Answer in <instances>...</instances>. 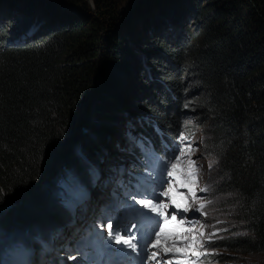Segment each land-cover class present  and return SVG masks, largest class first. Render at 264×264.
Wrapping results in <instances>:
<instances>
[{
	"label": "trees",
	"instance_id": "trees-1",
	"mask_svg": "<svg viewBox=\"0 0 264 264\" xmlns=\"http://www.w3.org/2000/svg\"><path fill=\"white\" fill-rule=\"evenodd\" d=\"M135 3L122 12L112 0H95V12L31 16L28 37L30 25L15 26L25 14L8 15L1 4L0 232L11 236L0 243V263L18 264L73 220L69 196L93 189L91 166L112 151L115 140L106 139L128 113L148 150L130 151L129 189L153 185V174L164 178L180 138L196 135L186 126L191 114L206 132L204 154L218 159L197 213L216 206L227 220L209 223L204 248L225 254L207 261L264 257V0ZM132 16L141 24L137 54L128 42ZM151 152L158 163L149 165Z\"/></svg>",
	"mask_w": 264,
	"mask_h": 264
},
{
	"label": "rangeland",
	"instance_id": "rangeland-1",
	"mask_svg": "<svg viewBox=\"0 0 264 264\" xmlns=\"http://www.w3.org/2000/svg\"><path fill=\"white\" fill-rule=\"evenodd\" d=\"M51 1H54L56 4L51 5L48 0L47 1H44V0H12V3H10L9 5H6L3 2V0H0V6L2 4L4 6L6 5L8 7V9H7L8 15L12 14L13 16H18L21 14H25L24 17L21 18V21H16V22H18L19 25L17 24L15 26H21V27H23L24 25L25 26L30 25V23H31L30 20H32L30 18L31 16L33 17L34 21H38V19H41L44 17L51 18V17H58L59 16V18H60V17H63L62 14L80 13L82 10H83V12L84 11L95 12V10H94V5H95L94 1L95 0H75L77 2L76 6L70 5V3H67L66 0H51ZM112 1H113V4L118 5L119 10H121L122 12H126L128 9H133V7L136 4L135 3L136 0H132L128 4L124 3L122 0H112ZM30 9H33V12H28V10H30ZM43 12H45V14L43 16H39ZM145 13L146 12L144 11V14ZM12 18L16 20V17H12ZM156 20H161V19L156 18ZM167 21H168V17H166L163 20L164 23ZM128 23L129 24L130 23H133V24L136 23L137 24L134 26V31L132 32L131 35H129L130 39L128 40L131 51H133L137 54L139 52V50L137 49L138 48L137 45H138L139 41H142V40H140V37L138 36V35H141V32H139L140 34L137 33V30H138L139 26L141 25L140 19H139V17L134 18L132 16V18L130 17ZM154 23H156V22H154ZM150 25L153 26V23H151ZM187 25H188V28H191V27H192V29L194 28V26L190 23V21H188ZM151 26L149 27V30H152ZM31 27H32V25H30V27L28 28V30L26 32L24 31L25 33L23 32V34H25L24 37L32 36L34 34L35 29L32 30ZM12 29H14V28L8 29L9 34L12 33L13 35L16 36V33L13 32ZM149 33H151V31ZM24 37H22V39ZM16 43H18V42H16ZM140 62L142 63L143 59ZM192 95L194 96V98H196L197 94L193 92ZM133 116L134 115L128 113L124 118H121L120 120H118L115 124V127L113 128V134H110L109 137H107V139H106V141L108 139H110L111 142H113L116 139V140H119V142H120L121 136L124 135V132L128 133L127 135H125V139H123L122 142H120L121 146L118 143V148H117L118 150H120L122 148V145L124 142L126 143L125 148H122L125 150V152H122V150H120L121 154L119 155V158L121 160H123L122 163L125 165L123 166L124 167L123 169L121 167L123 175L120 174V175H117L116 178H114V180H115V184L113 185L114 189L117 188L118 187L117 185H119V184H121L122 186H125V187L127 186L129 176H126V173H127L129 165H128V162L126 159V155H124V153L131 151V145L133 144L132 142H134L137 146H139L142 155L145 156L148 153L147 149H143L144 147L142 148V146H143L142 145L143 144L142 138L140 137V139L138 140V133H137L138 131H137V129H135V126L133 125L134 129L132 131H130V128H127L128 123L126 122V120L129 121V119L132 118ZM134 119H135V121L138 120L137 117H134ZM186 124H187L186 126L192 128V131H194L196 135L193 138H191L190 140H185L184 137L180 138L179 144L176 147L177 152H178V155L176 157H180V159H179V161H177L176 157L174 156L173 161L171 162V164L169 165V168L167 169V171H174V173H175L174 177L170 178L167 176V174H165L164 178H163V184L157 188H156V186L154 187L156 192L160 195V193L162 191H168L169 181H172L171 187L174 189V191L169 192V196H167V197L160 195L162 197L160 199V202L168 205L167 208L162 209L161 211H163L169 215L167 218L170 221H171V215H175L176 217H178L180 219V221L177 222L175 220V221H171L169 223L168 228L166 229V233H165V235L167 236V240L162 241V243L164 244V246H171L173 244V242H175L176 243V249L177 248L180 249L186 255H182L183 258L181 259V261L179 263H177L175 261L177 257H175V259H172L173 255H171L170 253L167 256H158L156 259H153V260L142 259L145 252L156 251V249H152L150 247V244L148 245L147 249L143 248V245L148 243L149 240L154 239V237H152L150 235V233H151L152 228L154 226L152 223H155V224L157 223V220L153 219L154 215L152 213H147L148 214L147 216L139 215L137 222H128L125 220L124 222L120 223V228H119L120 234L125 236L126 238H128L132 235L136 236V240L133 242L137 243V245H138L137 251L134 252V254L136 255L138 264H162L163 261L169 260V259H172V264H216L213 262H208L207 260L210 259L209 257H207L201 261L199 259L200 257H198V258L192 257L191 253L194 250H197V251L201 250L200 244L205 242V237L209 234V231H211L209 223L211 221L212 222H218V223H226L227 222L226 216H220L219 214H216L217 209L215 206L212 209H210L208 211V213L206 214L207 219H206V217H204L203 215H199L198 213H190L189 216L192 217L191 223L189 225L185 224V223H184V225H182L180 223L181 221L184 220L185 215L196 205V201H198V198H199L197 195L198 194L197 193V187L200 185V183H204L207 181V177L211 173L209 170V168H210L209 165H211V166L215 165L216 162L218 161L217 157L207 156L206 154H204V152L207 151V147L204 146V141L207 138L206 132L201 125H196L194 116H192L191 114L188 115L186 117ZM122 125H123V127H121ZM119 127L121 128V130H119L120 129ZM129 134L134 136V138H132V141L129 140V138H128ZM85 138H88V137L85 136ZM129 144H130V147H129ZM112 146L116 147L115 144ZM181 150H184V155L182 157H181ZM117 152H119V151H117ZM117 152H115L114 154H111L110 156H107V158L108 157L118 158ZM103 153H104V151L96 153V155L93 153L94 154V161H96V159L99 160V158L102 157ZM149 156L151 158L148 160L149 165H152L154 162L158 163V158L155 157L152 152L150 153ZM77 159L81 160L80 156H77ZM105 159L99 163L101 165V167H100L101 169L105 168V163H104ZM121 160H119V161H121ZM87 162H91V161H87ZM173 163L177 164V167L174 170L171 167V165ZM91 168L97 170V173H98V169H100V168L97 169L95 166H91ZM115 168H117V167H115ZM60 170L61 169H59L58 173H60L61 176H63L62 180L64 181V180H66V177L64 175L65 172H64V170H61V171ZM75 172L78 173L79 169L76 170ZM73 176L78 178V176L76 174ZM151 179H153V180L155 179V174L151 175ZM182 183L188 184V187L187 188L182 187L181 186ZM110 189H112L111 184L109 185V190ZM133 191H135V190H133ZM150 192L153 193V190L151 187L146 188V189L142 187L140 189V194L137 195L136 198L137 199H145L144 195L147 196L150 194ZM192 193H195V195L193 196ZM108 194H109V192H107V195ZM180 194H183V195H180ZM97 197H98L97 201L101 200V202L98 205V208L93 209V214L98 212V215L100 216L99 217L100 221L101 222L104 221L100 225L106 224L108 222V220L111 219L113 226H114V230H115L116 225L119 222V220H123L122 217L119 218L121 215H123L122 213H120L123 207H121V205L116 206L113 204L107 210H105L106 207L108 206V202L106 200L109 198V195L107 196V199H106V194L102 195V192H101L99 194V196H97ZM221 197H222L221 195L217 197L218 199H217L216 203L219 202ZM71 198L72 197L69 196L70 201H71ZM125 199L126 198L124 197V194H121V200L120 201L123 202V201H125ZM148 199H151L153 201H157L158 197L157 196L156 197L151 196ZM173 200H175V203H173ZM221 201L222 200H220V202ZM71 202H73V201H71ZM128 202L132 203V201H128ZM176 203L181 205V207L179 209L176 207ZM81 207L82 208L86 207L85 202L81 204ZM110 208H112V209H110ZM185 208H187V211L184 210ZM148 210L150 211V209H148ZM221 210H223V208H221ZM153 213H155V212H153ZM150 216H152L153 221H150L148 219V217H150ZM209 216L212 218H209ZM88 217H91V215L88 214V216H86L85 219H87ZM159 217H162L163 220L166 218L165 216H159ZM163 220L160 219L161 224L163 223ZM140 221L142 222V224L140 223ZM79 222H81V221L75 220L76 224ZM96 222H97V224L100 223L99 220H97ZM132 223H135L137 225L136 228H132L130 231L126 230L125 225L130 226ZM189 229H191V231H189ZM3 231L0 232V234H1L0 235V243L4 240H8L9 236H11V235H8L7 233H4ZM10 232H11V229L9 230L8 233H10ZM71 232H72L71 229L67 232H62L61 236H59V238H58V239H60V242H59L60 244H57L56 242H54L57 244V246H55V248H54L55 250H53V252H48V253L46 252L43 255H41L42 251H40L38 253L39 255L43 256L44 262H46V260H48L52 264H60V263H63V264H94L91 262V259L95 256V253L92 251V249L90 247L86 248L85 245H80L78 243L77 248H76L77 251H75V248H74L75 241L71 240L69 235H66L64 237L65 233L69 234ZM201 233H202V235H201ZM100 234L101 235L103 234L102 230H100ZM193 236L196 237V242L192 241ZM107 237H108V234H107ZM185 237L187 239H184ZM91 241H92V243L94 242V240H91ZM139 242H142L141 247L139 246ZM105 246L113 248V250H114V248H117V249L125 248V246H123V245H116L114 243V241H112L111 239H109V240L106 239ZM66 249H68V250H66ZM127 250L128 249H126V252H127ZM197 251H195V252H197ZM213 252H214V255H219V256H222L225 254L224 252H221L218 250L213 251ZM77 253H79L81 255L80 261L77 259V257H78ZM68 255L69 256H75L76 262L75 263L70 262L66 258V256H68ZM227 256H229V259L234 260L228 264H263L264 263V257L257 255V254L249 255V256H242V255H234V254L227 253ZM192 258H195V259H192ZM21 261H23V257L20 258V262ZM25 261L26 260H24L23 264L25 263Z\"/></svg>",
	"mask_w": 264,
	"mask_h": 264
},
{
	"label": "snow or ice",
	"instance_id": "snow-or-ice-1",
	"mask_svg": "<svg viewBox=\"0 0 264 264\" xmlns=\"http://www.w3.org/2000/svg\"><path fill=\"white\" fill-rule=\"evenodd\" d=\"M184 155V150H181V157ZM177 161H179L180 157H176ZM194 163V162H193ZM211 167V165H209ZM172 169H176L177 164L173 163L171 165ZM165 171L167 172V176L168 177H174L175 173L174 171H167V169H165ZM161 183H163V179L161 178ZM171 183L172 181H169V189L168 191H162L160 193V195H163L165 197L169 196V192H173L174 189L171 187ZM182 187L187 188L188 184L186 183H182L181 185ZM2 191V190H0ZM124 196H125V201L121 202V207L124 208L125 212L129 215V216H139V215H145L147 216V213L143 212L144 208L150 209L151 212H155L157 213V217H154L153 219H157L159 216H165L166 218L163 220V223L161 224L158 219H157V223L153 226L152 231L150 233V235L152 237H154V239L149 240L148 243H146L145 245H143L144 249L148 248V245L150 244L152 249H156V251H151V252H145L142 259L144 260H153L156 259L158 256H167L169 253H174L177 249H176V243L173 242V244L171 246H164L162 244V241H166L167 240V236L165 235L166 233V229L168 228V225L171 221H175L176 220V216L175 215H171V221L167 218L168 214L161 211L162 209H165L168 207L167 204L165 203H159V204H154L153 201L151 199H137V195L140 194V187L137 186L136 187V191L133 192L131 189L129 188H125L124 190ZM155 195V194H153ZM183 195V194H180ZM192 195L194 196L195 193H192ZM132 201V203H129L128 201ZM173 203H175V200H173ZM136 205H140V208H137ZM176 207L179 209L181 207L180 204L176 203ZM204 205L201 204L200 208H203ZM185 211H187V208L184 209ZM180 223H183V221H181ZM136 224L132 223L130 226L129 225H125L126 230H131L132 228H136ZM100 227L105 228L107 230V234L108 237L114 241V243L116 245H123L125 246V248H121V249H117V252L121 253V254H126V249H131L132 252H136L137 251V243H134L133 241L136 240V236L132 235L128 238H126L125 236L121 235L119 232V228H120V224L117 223L116 225V229L114 230V226L112 223V220L109 219L108 222L105 225H100ZM189 231H191V229H189ZM202 235V233H201ZM184 239H187L186 237ZM192 241L196 242V237L193 236L192 237ZM200 247H203V244H200ZM139 255V254H138ZM192 256L194 257H198L200 255V253L193 251L191 253ZM69 259H76L75 256H70ZM175 259V255H173V258ZM172 259L169 260H165L162 262V264H172Z\"/></svg>",
	"mask_w": 264,
	"mask_h": 264
},
{
	"label": "bare ground",
	"instance_id": "bare-ground-1",
	"mask_svg": "<svg viewBox=\"0 0 264 264\" xmlns=\"http://www.w3.org/2000/svg\"><path fill=\"white\" fill-rule=\"evenodd\" d=\"M126 122L128 123V120H126ZM121 127H123V125H122ZM119 128H120V127H119ZM119 130H121V128H120ZM124 130H125V129H124ZM132 133H133V132H132ZM107 142H108V141H107ZM120 142H121V141H120ZM120 142H119V140H116V139H115V143H114V144L116 145V147H114V146H112V145H111V146H112V147H111V146L108 144L109 146L107 147V149H109V148L112 149V151H110V153H109L108 156H110L111 154H114L115 152L119 151L117 148H118V143L120 144ZM114 144H113V145H114ZM120 146H121V144H120ZM106 152H107V151H105V153H103L102 157L106 154ZM106 157H107V156H106ZM106 157H105V158H106ZM100 158H101V157H100ZM96 160H97V159H96ZM96 163H98V162L96 161ZM96 163H95V165H96ZM96 166H98V164H97ZM102 169H103V168H102ZM119 175H120V174H119ZM105 182H107V181L105 180ZM203 193H204V192H203ZM205 195H206V194H205ZM202 198H203V197H202ZM200 204H201V203H200ZM203 204H204V203H203ZM205 205H206V204H205ZM199 208H200V207H199ZM200 209H201V208H200ZM198 211H199V210H198ZM198 211H197V212H198ZM192 213H193V212H192ZM8 228H9V227H8ZM67 237H68V236H67ZM6 241H7V240H6ZM10 242H11V240H10ZM7 243H9V241H8ZM58 246H59V245H58ZM1 247H3L2 244H0V248H1ZM1 251H2V250H1ZM0 261L3 262L2 259H0Z\"/></svg>",
	"mask_w": 264,
	"mask_h": 264
}]
</instances>
